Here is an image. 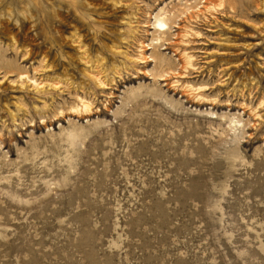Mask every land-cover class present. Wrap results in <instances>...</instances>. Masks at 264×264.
Segmentation results:
<instances>
[{
	"label": "rangeland",
	"instance_id": "obj_1",
	"mask_svg": "<svg viewBox=\"0 0 264 264\" xmlns=\"http://www.w3.org/2000/svg\"><path fill=\"white\" fill-rule=\"evenodd\" d=\"M0 1V264H264V0Z\"/></svg>",
	"mask_w": 264,
	"mask_h": 264
},
{
	"label": "bare ground",
	"instance_id": "obj_2",
	"mask_svg": "<svg viewBox=\"0 0 264 264\" xmlns=\"http://www.w3.org/2000/svg\"><path fill=\"white\" fill-rule=\"evenodd\" d=\"M4 1H5V0H4ZM4 1H3V2H4ZM11 1L13 2L14 0H11ZM202 1H204V0H202ZM204 2H205V1H204ZM6 3H7V2H6ZM1 4L3 5V3L0 1V7H1ZM10 6H11V5H10ZM10 6H9V7H10ZM208 6H212V5L210 4V5H208ZM209 8H210V7H209ZM7 15H8V18H9L10 16L12 17L10 11L7 12ZM166 21H167V20H166ZM166 21H165V18H164L163 16H155V19H154V22H153V27H154V29H159L160 32H161V31H163L165 28H168V27H167V24H166ZM156 39H158V38H156ZM184 57H185V59H186V63L189 62L187 54H185ZM81 104L84 106V108H85V107L87 108V107L89 106L88 104H85L83 100H81Z\"/></svg>",
	"mask_w": 264,
	"mask_h": 264
}]
</instances>
